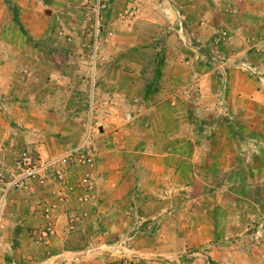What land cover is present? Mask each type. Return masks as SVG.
I'll return each mask as SVG.
<instances>
[{
	"label": "rangeland",
	"instance_id": "rangeland-1",
	"mask_svg": "<svg viewBox=\"0 0 264 264\" xmlns=\"http://www.w3.org/2000/svg\"><path fill=\"white\" fill-rule=\"evenodd\" d=\"M83 1L0 0V133L39 134L30 117L59 111L64 122L51 117L49 146L64 147L45 156L34 150L59 158L67 182L58 186L48 172L20 189L37 181L55 213L71 204L86 217L84 206L93 203L101 215L92 232L77 233L81 223L71 213L62 238L45 209L44 222L30 221L32 233L0 251V264H264V134L246 123L229 91L235 67L264 82L239 60L242 50L264 57V24L237 44L249 11L220 6L231 0H190L208 3L183 14L188 26L180 34L193 28L198 43L172 40L176 23L168 17L155 21L165 40L147 39L139 27L126 31L127 16L115 6L95 46ZM220 30L228 34L216 42ZM170 131L180 138L176 159L169 141L153 140ZM88 150L92 160L84 162ZM87 184L91 198L82 201Z\"/></svg>",
	"mask_w": 264,
	"mask_h": 264
},
{
	"label": "crops",
	"instance_id": "crops-1",
	"mask_svg": "<svg viewBox=\"0 0 264 264\" xmlns=\"http://www.w3.org/2000/svg\"><path fill=\"white\" fill-rule=\"evenodd\" d=\"M231 1H233V3H223L220 4V6L222 5L224 9L228 8L238 13L245 14L247 11H249L250 13V19L248 21H245L244 25L241 24V26L237 30V33L239 36H241V38L238 37L235 39L237 41V44H241L244 42L242 41V38L245 37V35L249 34L248 31H257L261 27V25L264 24V0ZM115 6L116 9L121 13H123L127 9L133 10L132 13H128L126 15L128 24L125 25V29L126 31L136 29L137 27L143 29V31H140L138 35L142 38H155L165 40L161 34L162 27L160 28L159 25L155 24V21H166L165 17H168L171 21H174L176 23L175 26H170L172 30H174L170 35V38L172 40L177 36V34L184 42L191 39V36H193L192 38L196 41V43H198V41L202 39L199 36H194L193 28H191L185 34H180L177 23L179 21L178 19L180 13L182 15L185 13H189L193 11L195 7L204 10L208 6L207 2H191L190 0H111V10L112 7L114 8ZM111 10L108 13V17L110 16ZM45 11L49 15L53 14L50 9L45 8ZM222 18V23H224L226 18L225 16H223ZM185 23L188 26V21L186 19ZM30 26L33 27L32 25ZM150 28H155L157 31H151ZM129 32L124 37L128 43H130L131 37V33ZM200 35L205 34L202 31ZM240 54L242 56L239 60H247L248 64L256 67L259 72L264 75V57H262L261 59L256 57L257 59H255L252 54L248 55V53H246V50H242ZM240 54H237L238 56L236 57H239ZM260 79L259 77L253 75L249 71V69L235 67L229 71V91L231 93H234L235 98L237 99V105H235V108L237 109L239 107L240 110H242L243 117L249 126L256 129L257 132L264 134V82H262ZM60 106L64 107L59 104L58 107ZM40 107L49 110V102L43 99L40 102ZM34 115L35 117H30V119L33 121L28 120L27 124L32 126L40 123L41 132L39 134H35L36 130L24 131V135L21 136H11L10 134H5L4 132L0 133V160L7 163L9 167L11 166L15 158L18 157L21 150H31L33 153L37 154L34 150L37 149L36 151L40 152L42 156H45L51 153L50 149L55 148L54 146L59 148L64 147L57 146V144L54 143L52 147L49 146L50 142H54L55 139L52 136L54 129L51 127V125L53 124V122L51 121V117L53 120V117L56 115L54 119L59 120L63 123V115L59 113V111L57 112V114L53 112L50 113L49 111H42L40 120L39 118H37V114ZM0 120H2L1 116ZM167 122L170 125H174L177 123L176 118H173V120L169 118ZM179 139V134L176 131H170L168 133H159L157 137H155L154 135L153 140L169 141V155L171 158L174 157L176 159L179 150ZM28 142L30 144H26L27 146H22V143ZM154 148H161V144L154 143ZM118 166L120 167L118 163L114 164V167ZM49 193V189L47 187H44L42 184H39L37 181H33L26 189L12 190L9 193L0 220L1 252H11V249H7L6 247L14 246L12 245V243H14V238L27 237L30 233H32V230L28 226L30 221L38 219L41 222H44L46 220L45 215H47V212L44 211L45 209L50 210V213L48 215L53 216V220L57 219V222L59 224L58 235H60L62 238L66 234L64 232L69 222V216L72 215L71 213L75 214V222L79 224L81 223L80 225H77V233H82L86 230L92 232L94 230L92 228V223L94 222V219L96 217L101 215L99 212H97L95 204L85 203L86 205L84 206V209L89 212V215H87L86 217L83 216V214L78 210H72L70 207H73V205L71 204H65V206L59 207L58 211L55 213V209L53 208L54 200L53 197L49 195ZM42 230L43 226L36 229L35 233H38ZM68 248L72 247L68 246ZM69 250L70 249H64L63 251L67 253L69 252ZM72 250L75 251V248H73ZM60 254L62 255L63 253ZM60 259L58 260V264H60L61 262H65L64 259ZM49 261L51 262V259Z\"/></svg>",
	"mask_w": 264,
	"mask_h": 264
},
{
	"label": "built area",
	"instance_id": "built-area-1",
	"mask_svg": "<svg viewBox=\"0 0 264 264\" xmlns=\"http://www.w3.org/2000/svg\"><path fill=\"white\" fill-rule=\"evenodd\" d=\"M80 9L86 12L92 21L91 36L93 37V44L97 46L101 42V33L108 19V13L111 10V0H84ZM132 12L133 10L127 9L122 14L127 15ZM179 15L177 25L179 32L182 33L186 30L187 25L184 17L181 16L182 14L180 13ZM227 34V30H220L218 36L215 37V41L223 42L226 39ZM93 57H96V52ZM80 149H82V147L72 149L69 151V154L77 153ZM81 156L84 162L92 160V153L89 150L86 153H82ZM48 172L53 174L54 181L58 186L67 182L65 169L61 167L59 158L43 159L31 150H23L20 152L10 167L0 164V220L9 193L12 190L22 188L31 180L38 178L43 174H47ZM84 180L86 181V179ZM91 188L92 186L87 184L85 194L80 196L82 201H87L91 198L90 193H88Z\"/></svg>",
	"mask_w": 264,
	"mask_h": 264
}]
</instances>
